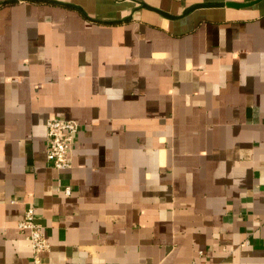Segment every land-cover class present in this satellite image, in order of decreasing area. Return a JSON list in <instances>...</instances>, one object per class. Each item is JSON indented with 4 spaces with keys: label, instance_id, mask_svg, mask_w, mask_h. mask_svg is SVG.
<instances>
[{
    "label": "crops",
    "instance_id": "crops-1",
    "mask_svg": "<svg viewBox=\"0 0 264 264\" xmlns=\"http://www.w3.org/2000/svg\"><path fill=\"white\" fill-rule=\"evenodd\" d=\"M55 1L0 0V264L29 207L43 264H264V0Z\"/></svg>",
    "mask_w": 264,
    "mask_h": 264
},
{
    "label": "built area",
    "instance_id": "built-area-1",
    "mask_svg": "<svg viewBox=\"0 0 264 264\" xmlns=\"http://www.w3.org/2000/svg\"><path fill=\"white\" fill-rule=\"evenodd\" d=\"M80 124L75 119L52 117L47 121L46 154L52 167L57 170L72 167V151ZM64 192L71 194L70 187ZM18 229L26 232L30 241L35 264H43L42 255L49 251L51 243L44 231V226L36 219L34 207L25 211L24 218L19 222Z\"/></svg>",
    "mask_w": 264,
    "mask_h": 264
},
{
    "label": "water",
    "instance_id": "water-1",
    "mask_svg": "<svg viewBox=\"0 0 264 264\" xmlns=\"http://www.w3.org/2000/svg\"><path fill=\"white\" fill-rule=\"evenodd\" d=\"M52 1L57 2V1H55V0H52ZM199 6H202V5H197L196 7H199ZM147 7H149L150 9H153V10H155V11H157V12L163 14V15H167V16H169L166 12L161 11V10H159V9H157V8H153V7H150V6H148V5H147ZM194 8H195V7H194Z\"/></svg>",
    "mask_w": 264,
    "mask_h": 264
}]
</instances>
